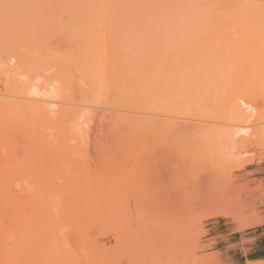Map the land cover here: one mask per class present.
Returning <instances> with one entry per match:
<instances>
[{"label": "rangeland", "instance_id": "374dc122", "mask_svg": "<svg viewBox=\"0 0 264 264\" xmlns=\"http://www.w3.org/2000/svg\"><path fill=\"white\" fill-rule=\"evenodd\" d=\"M37 1H0V264H244L264 246V0L133 25L101 5L91 27Z\"/></svg>", "mask_w": 264, "mask_h": 264}, {"label": "bare ground", "instance_id": "6f19581e", "mask_svg": "<svg viewBox=\"0 0 264 264\" xmlns=\"http://www.w3.org/2000/svg\"><path fill=\"white\" fill-rule=\"evenodd\" d=\"M1 1V0H0ZM16 1H18V0H16ZM16 1L14 0V3H16ZM24 1V0H23ZM27 1V0H26ZM36 1V0H35ZM44 1V5L46 6V4H45V1L46 0H43ZM42 1V2H43ZM48 1V0H47ZM196 1V0H195ZM201 0H199V2H198V4L200 3V4H202L201 2H200ZM8 2H9V0H8ZM12 2V1H11ZM10 2V3H11ZM20 2H21V0H20ZM19 2V3H20ZM52 2V1H51ZM7 3V2H6ZM12 4V6L11 7H13V5H15V4ZM18 3V2H17ZM17 4L18 6L21 4ZM36 3V2H35ZM37 3H39V6H38V4ZM37 6H36V8H39L40 7V10L38 9L37 11L38 12H40L41 11V8H43L42 10L43 11H41V12H45L46 11V9L47 8H45L44 9V7L45 6H43V3H41V0H40V2H39V0L37 1ZM197 3V2H196ZM206 3V2H205ZM238 3H240V2H237V4ZM253 3V2H252ZM194 2H193V0H53V8H54V10L52 11V12H54V11H56L57 13H67V14H69L70 16H71V22L73 23V25L74 24H76V25H80V26H82V25H84V27H85V25L87 26V25H89V26H87V27H91L92 26V24H94V23H97V21H99V19H97V17H96V15H98L99 16V11H100V9H101V5H103V7L105 6L106 7V13H107V8H108V10H109V12H110V14H109V16L111 17V19H110V21H111V24L112 23H114V24H127V23H129L128 25H130V23H132L131 25H133L134 23H162V22H172V21H177L176 19H175V15H174V12L175 11H178V10H182V9H186V8H193V6H194ZM255 4V3H254ZM7 5H8V3H7ZM6 5V6H7ZM23 5H26V4H24V2H22V6L20 5V7H23ZM197 5V4H196ZM43 6V7H42ZM101 6V7H100ZM107 6H109V7H107ZM251 6V5H250ZM46 7H48V5L46 6ZM102 7V8H103ZM104 7V8H105ZM195 7V6H194ZM196 7H198V6H196ZM254 7V6H253ZM259 7V6H258ZM10 8V7H9ZM18 8V7H17ZM25 9L27 8L26 6L24 7ZM24 8H23V10H24ZM36 8H33L34 9V11L36 10ZM98 8H100V9H98ZM110 8V9H109ZM199 8V7H198ZM1 9V8H0ZM6 9V8H5ZM14 9V8H13ZM12 9V10H13ZM20 9H22V8H19L18 10H20ZM31 8H28V10L27 11H29ZM2 10V9H1ZM1 10H0V12H1ZM17 10V11H18ZM193 10V9H192ZM240 10H241V8H240ZM33 11V13H35V12H37V11H35L34 12ZM98 11V12H97ZM21 12V11H20ZM37 12V13H38ZM4 13H5V11H4ZM16 13V12H15ZM31 13V12H30ZM48 14H49V12H47ZM46 13V14H47ZM111 13H112V15H111ZM28 14V13H27ZM36 14V13H35ZM44 14V13H43ZM64 14V15H65ZM38 15H39V13H38ZM38 15L36 14V15H32L33 17L31 18V20L33 21V22H37V25H38V22H39V19H44V20H40L41 21V23H39V25H38V27L39 26H41L42 25V29H43V25H44V23L46 24V25H44V26H47L48 25V23L49 22H47L46 20H48V17L47 16H45L46 18H44L43 16L41 17V15H40V17H38ZM221 15V14H220ZM20 16V15H19ZM34 16H36V17H34ZM66 16V15H65ZM107 15H105V18H108V17H106ZM15 17V16H14ZM17 17V16H16ZM15 17V19H19V17H17L16 18ZM21 17V16H20ZM37 17H38V20H37ZM109 17V18H110ZM178 17V16H177ZM193 17V16H192ZM205 17H207V16H205ZM219 17V16H218ZM217 17V18H218ZM22 18V17H21ZM36 18V19H35ZM51 19L52 18H54V16H52V17H50ZM99 18H100V16H99ZM104 18V19H105ZM108 18V19H109ZM191 18V17H190ZM199 18V17H198ZM236 18V17H235ZM12 19V18H11ZM14 19V20H15ZM54 19H56V18H54ZM53 19V20H54ZM13 20V21H14ZM30 20V19H29ZM28 20V21H29ZM30 20V21H31ZM193 20V19H192ZM200 20V19H199ZM26 21H27V19H26ZM45 21V22H44ZM57 21V20H56ZM55 20H54V22H56ZM68 21H69V19H68ZM9 22H10V20H9ZM16 22V21H15ZM44 22V23H43ZM54 22H52V24L54 23ZM20 23H22V22H20ZM24 23V22H23ZM27 23V22H26ZM25 23V24H26ZM64 23V22H63ZM99 23V22H98ZM57 24V23H56ZM16 25V24H15ZM57 25H59V24H57ZM113 25V24H112ZM116 25V26H117ZM136 25H138V24H136ZM12 26V25H11ZM29 26H31L30 24H29ZM35 26H36V23H35ZM50 26H51V24H50ZM120 26V25H119ZM121 26H123V25H121ZM26 27H27V25H26ZM52 27V26H51ZM63 27V26H62ZM65 27V26H64ZM83 27V26H82ZM124 27V26H123ZM9 28V27H8ZM21 28V27H20ZM47 28V27H46ZM153 28V27H152ZM14 29V28H13ZM25 29H27V28H25ZM33 29V28H32ZM45 29V28H44ZM83 29V28H82ZM20 30V29H19ZM23 30V29H22ZM64 30H67V29H64ZM89 30V29H88ZM21 31V30H20ZM24 31V30H23ZM27 31H30V30H27ZM26 31V32H27ZM38 31H39V29H38ZM50 31V30H49ZM86 31V30H85ZM90 31V30H89ZM113 31V30H112ZM123 31V30H122ZM13 32V31H12ZM14 32H17V31H14ZM25 32V33H26ZM36 32H37V30H36ZM68 32V31H67ZM71 32H73V30L71 29ZM92 31H90V33H91ZM94 32V31H93ZM19 33V32H18ZM25 33H24V36H26L25 35ZM41 33H43V32H41ZM50 33V32H49ZM48 33V34H49ZM89 33V34H90ZM81 34V33H80ZM89 34H84V35H88L89 36ZM98 34V33H97ZM23 35V34H22ZM38 35V34H37ZM91 35H93V34H91ZM99 35V34H98ZM16 36V35H15ZM83 36V35H82ZM88 36L86 37V38H88ZM30 37V36H29ZM39 37V36H38ZM85 37V36H84ZM89 37H91V36H89ZM20 38V37H19ZM24 38V37H23ZM31 38H32V36H31ZM31 38L29 39L30 41H31ZM37 38V37H36ZM40 39H41V37H39ZM21 40H22V38H20ZM21 40H19V41H21ZM25 40H26V38H25ZM28 40V38H27V40L26 41H29ZM44 40V39H43ZM122 40V39H121ZM29 41V42H30ZM34 41V40H33ZM88 41V40H87ZM28 42V43H29ZM19 43V42H18ZM17 42H16V45L18 44ZM41 43H43V42H41ZM40 43V44H41ZM44 43H45V41H44ZM21 44V43H20ZM20 44L18 45L19 46V48H21V46H20ZM32 44V43H31ZM36 44V43H35ZM34 44V47H39V46H36ZM87 44V43H86ZM85 44V45H86ZM26 45H28L27 43H26ZM38 45V44H37ZM89 45V44H88ZM23 46H24V44H23ZM22 46V47H23ZM93 46V45H92ZM17 47V46H16ZM25 47V46H24ZM27 47H29V45L27 46ZM31 47V46H30ZM29 47V48H30ZM41 47V46H40ZM42 47H43V45H42ZM88 47V46H87ZM14 48V47H13ZM29 48H27V49H29ZM33 48V47H32ZM100 48V47H99ZM113 48V47H112ZM16 49V48H15ZM22 49V48H21ZM25 49V48H24ZM254 49H256V48H254ZM167 50V49H166ZM257 50V49H256ZM246 51V50H245ZM251 51H252V48H251ZM107 52V51H106ZM113 52V51H112ZM111 52V53H112ZM136 52V51H135ZM248 52V51H247ZM259 52V51H258ZM257 52V53H258ZM114 53V52H113ZM112 53V54H113ZM240 53V52H239ZM246 53V52H245ZM251 53V52H250ZM121 54V53H120ZM255 54H256V52H255ZM89 55V54H88ZM117 55V54H116ZM126 55V54H125ZM91 56V55H90ZM118 56V55H117ZM236 56V55H235ZM244 56V55H243ZM84 56H82V58H83ZM102 57H103V55H102ZM108 57V56H107ZM114 57V56H113ZM247 57V56H246ZM253 57H254V55H253ZM87 58V57H86ZM85 58V59H86ZM95 58H96V56H95ZM109 58V57H108ZM251 58V57H250ZM91 59H92V57H91ZM104 59V58H103ZM122 59H124V58H122ZM142 59V58H141ZM247 59L248 58H246V61H247ZM81 60V59H80ZM106 60V59H105ZM136 61H137V59H135ZM217 60V59H216ZM252 60H253V58H252ZM88 61V60H87ZM93 61V60H92ZM199 61V60H198ZM215 61V60H214ZM250 62H251V60H249ZM254 61H256V60H254ZM81 62H85V61H81ZM89 62V61H88ZM87 62V63H88ZM103 62V61H102ZM211 62V61H210ZM86 63V62H85ZM162 63V62H161ZM207 63V62H206ZM197 64V63H196ZM249 64V63H248ZM89 65V64H88ZM87 65V66H88ZM204 65V64H203ZM247 65V64H246ZM253 65V64H252ZM134 66V65H133ZM184 66V65H183ZM85 67V66H84ZM89 67V66H88ZM126 67V66H125ZM128 67H131V66H128ZM135 67V66H134ZM214 67V66H213ZM249 67V66H248ZM250 67H252V66H250ZM124 70H123V73H124V71L126 70L124 67H122ZM122 68H121V71H122ZM186 68V67H185ZM128 69V68H127ZM177 69V68H176ZM157 70V69H156ZM184 71H185V69H183ZM244 70H246L245 68H244ZM127 71V70H126ZM129 71V70H128ZM132 72V71H131ZM144 73V72H143ZM173 73V72H172ZM144 75V74H143ZM142 75V76H143ZM149 75V74H148ZM183 75V74H182ZM194 75V74H193ZM122 76V75H121ZM134 76V75H133ZM144 76H146V74L144 75ZM161 76V75H160ZM171 77V76H170ZM200 77V76H199ZM136 78V77H135ZM139 78V77H138ZM144 78V77H143ZM185 80V79H184ZM188 81V80H187ZM194 81V80H193ZM132 82H134V81H132ZM140 82V81H139ZM159 82V81H158ZM142 84V83H141ZM158 84V83H157ZM165 84V83H164ZM134 85V84H133ZM143 85V84H142ZM141 85V86H142ZM178 85V84H177ZM127 86H129L128 84H127ZM135 86H137L136 84H135ZM134 86V87H135ZM139 87H140V83H139V85H138ZM138 87V89H140ZM188 87V86H187ZM129 88V87H128ZM127 88V89H128ZM131 88V87H130ZM146 88V87H145ZM192 88V87H191ZM143 89V88H142ZM154 89V88H153ZM169 90V89H168ZM139 91V90H138ZM140 92V91H139ZM138 92V94H140ZM145 92V91H144ZM165 92V91H164ZM189 92V91H188ZM166 93V92H165ZM132 93H130V95H131ZM175 94V93H174ZM135 95V98H136V93L134 94ZM155 97V96H154ZM129 98V97H128ZM139 98V97H138ZM138 100V99H137ZM142 100V99H141ZM160 100V99H159ZM249 264H264V261L262 260V261H253V262H248Z\"/></svg>", "mask_w": 264, "mask_h": 264}, {"label": "crops", "instance_id": "0c3cea01", "mask_svg": "<svg viewBox=\"0 0 264 264\" xmlns=\"http://www.w3.org/2000/svg\"><path fill=\"white\" fill-rule=\"evenodd\" d=\"M245 257L244 264H249L248 262L256 261H264V246L253 248L248 255H243Z\"/></svg>", "mask_w": 264, "mask_h": 264}]
</instances>
